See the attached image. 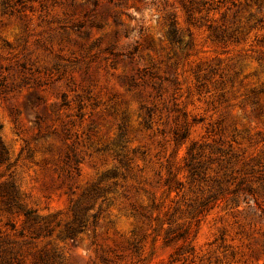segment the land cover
<instances>
[{"label": "rangeland", "instance_id": "1", "mask_svg": "<svg viewBox=\"0 0 264 264\" xmlns=\"http://www.w3.org/2000/svg\"><path fill=\"white\" fill-rule=\"evenodd\" d=\"M0 264H264V0H0Z\"/></svg>", "mask_w": 264, "mask_h": 264}, {"label": "trees", "instance_id": "2", "mask_svg": "<svg viewBox=\"0 0 264 264\" xmlns=\"http://www.w3.org/2000/svg\"><path fill=\"white\" fill-rule=\"evenodd\" d=\"M83 224V223H82Z\"/></svg>", "mask_w": 264, "mask_h": 264}]
</instances>
